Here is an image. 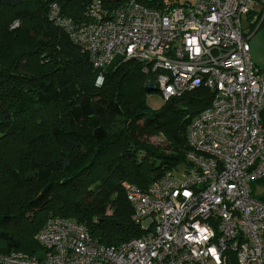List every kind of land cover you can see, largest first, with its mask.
<instances>
[{"label":"built area","instance_id":"2783aa9c","mask_svg":"<svg viewBox=\"0 0 264 264\" xmlns=\"http://www.w3.org/2000/svg\"><path fill=\"white\" fill-rule=\"evenodd\" d=\"M256 3L127 0L109 9L95 1L77 25L51 6L50 18L99 71L116 56L133 59L155 75L163 100L200 87L212 98L188 124L186 163L146 189L123 184L142 236L106 246L84 224L49 217L36 234L37 254H0V264H227V251L238 264H264V71L240 21L250 11L264 16Z\"/></svg>","mask_w":264,"mask_h":264},{"label":"trees","instance_id":"16d2710c","mask_svg":"<svg viewBox=\"0 0 264 264\" xmlns=\"http://www.w3.org/2000/svg\"><path fill=\"white\" fill-rule=\"evenodd\" d=\"M95 1L113 9L127 0H0V254H37L36 234L49 217L84 224L106 246L142 236L123 184L146 189L186 163L188 124L212 98L200 87L152 110L146 97L155 91L147 85L155 75L142 63L116 56L95 68L49 16L55 4L77 25ZM262 13L251 22L254 32ZM260 119L264 125V107ZM155 133L163 145L150 142ZM227 255V264H238L234 252Z\"/></svg>","mask_w":264,"mask_h":264},{"label":"rangeland","instance_id":"374dc122","mask_svg":"<svg viewBox=\"0 0 264 264\" xmlns=\"http://www.w3.org/2000/svg\"><path fill=\"white\" fill-rule=\"evenodd\" d=\"M261 7L262 4L259 2H257L256 5H254V9L256 12ZM256 15H257L256 13H254L253 17H250L249 15H242L240 21H241L242 32L244 36L248 38L250 58L252 59V62L256 66H258V68L264 71V22L261 25V27L254 32V30L251 27V22L254 20ZM11 25L10 28L13 29L17 27L18 24L14 27H11ZM10 35H12L15 38L26 39V34L23 33L17 34L16 32H12L10 33ZM151 91H155V92L149 94L146 97V103L150 109L157 110L162 106L164 100L159 95V93L156 92V89ZM163 138L164 137L161 133H155L149 139L150 142H152L153 144L163 145L164 144ZM176 176L178 177L179 175L176 174ZM206 264H213V263L208 261Z\"/></svg>","mask_w":264,"mask_h":264},{"label":"water","instance_id":"95a60500","mask_svg":"<svg viewBox=\"0 0 264 264\" xmlns=\"http://www.w3.org/2000/svg\"><path fill=\"white\" fill-rule=\"evenodd\" d=\"M147 88H148L149 90H155V89H156L154 83H150V84H148V85H147Z\"/></svg>","mask_w":264,"mask_h":264}]
</instances>
